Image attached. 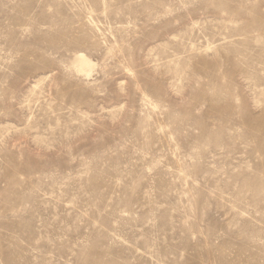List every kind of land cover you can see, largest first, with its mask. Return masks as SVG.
Here are the masks:
<instances>
[{
	"label": "rangeland",
	"instance_id": "rangeland-1",
	"mask_svg": "<svg viewBox=\"0 0 264 264\" xmlns=\"http://www.w3.org/2000/svg\"><path fill=\"white\" fill-rule=\"evenodd\" d=\"M0 264H264V0H0Z\"/></svg>",
	"mask_w": 264,
	"mask_h": 264
},
{
	"label": "bare ground",
	"instance_id": "bare-ground-1",
	"mask_svg": "<svg viewBox=\"0 0 264 264\" xmlns=\"http://www.w3.org/2000/svg\"><path fill=\"white\" fill-rule=\"evenodd\" d=\"M73 64L76 70L82 74L88 75L93 69V64L82 53L76 54Z\"/></svg>",
	"mask_w": 264,
	"mask_h": 264
}]
</instances>
